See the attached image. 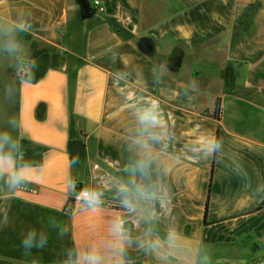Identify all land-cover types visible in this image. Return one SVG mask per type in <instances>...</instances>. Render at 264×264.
<instances>
[{
  "label": "crops",
  "instance_id": "1",
  "mask_svg": "<svg viewBox=\"0 0 264 264\" xmlns=\"http://www.w3.org/2000/svg\"><path fill=\"white\" fill-rule=\"evenodd\" d=\"M95 1L100 11L83 21L74 0H0V155L11 158L0 264H87L94 249L99 264H264V0ZM35 64L46 69L32 82ZM145 109L158 121L147 131ZM139 161L146 174L133 175ZM133 180L156 192L135 212L119 192ZM74 185L100 203L69 204ZM32 230L43 247H23Z\"/></svg>",
  "mask_w": 264,
  "mask_h": 264
},
{
  "label": "clouds",
  "instance_id": "2",
  "mask_svg": "<svg viewBox=\"0 0 264 264\" xmlns=\"http://www.w3.org/2000/svg\"><path fill=\"white\" fill-rule=\"evenodd\" d=\"M139 122L141 125L144 126L145 131L148 130V128L155 127L158 123L156 119V115L153 111V109H145L138 117ZM151 139H159L160 137L156 134H150ZM3 142H8L9 138L5 135L2 138H0ZM0 147H2V144H0ZM147 147V145H145ZM207 151L212 152L214 150H217L219 145L216 143L215 140H209L207 142ZM11 166V158L0 155V173H3ZM147 162L145 161H139L133 168H131V172L133 175L136 174L137 171H139L142 175L146 174L147 170ZM25 179V170L21 169L19 171L11 173L9 176V183L11 186L15 187L16 185L23 182ZM119 192L122 196V204L123 206L128 209L131 212L136 211V204L138 201H150L156 199V192L154 190H151L150 188H145L142 185L136 184L135 180L132 181V187H129V185L121 184L119 187ZM100 196L101 193L91 191V190H85L80 194V198L85 201L86 204H88L90 207H95L100 203ZM113 231L116 235L118 244L117 247H121V242L127 240V234L124 229V221L122 219L117 218L113 225ZM175 233L169 234V240H174ZM47 242V236L44 234H40L39 238H37V234L34 230L29 231L22 240V245L25 249H31L32 247H43ZM158 241L153 243L151 247L155 249L158 247ZM84 259L87 261V264H99L100 257L96 253V250L94 249L92 253L88 254L84 257Z\"/></svg>",
  "mask_w": 264,
  "mask_h": 264
},
{
  "label": "water",
  "instance_id": "3",
  "mask_svg": "<svg viewBox=\"0 0 264 264\" xmlns=\"http://www.w3.org/2000/svg\"><path fill=\"white\" fill-rule=\"evenodd\" d=\"M74 1L79 7L80 18L83 21L92 20L97 16L98 11L96 8H94L91 5L90 0H74ZM138 48L143 54L148 55V56H152L155 50L154 45L150 42H147L144 45L138 44ZM178 64H179L178 59L177 61L172 60V62L169 63L168 65L169 70L175 71V67L178 66ZM69 152L73 160L75 161L82 160L86 154L83 141L80 139H72L69 142Z\"/></svg>",
  "mask_w": 264,
  "mask_h": 264
},
{
  "label": "trees",
  "instance_id": "4",
  "mask_svg": "<svg viewBox=\"0 0 264 264\" xmlns=\"http://www.w3.org/2000/svg\"><path fill=\"white\" fill-rule=\"evenodd\" d=\"M105 21L110 26H113L118 32H121L122 31V29L119 28L117 26V24L113 20L106 19ZM138 44H141V40L138 41ZM138 44H137V46H138ZM45 69H46L45 66H43L41 64H35L32 67L31 73H29L28 75H26L25 76V79H30L32 82L39 81L42 78V76H43V74L45 72ZM216 104H217L216 105V112H215V115L214 116H215V118L220 119V116H221V104H220V100H218ZM217 142H218V137H217ZM78 188H79V190H82V188L80 186ZM210 190H211V184L209 185V193H210ZM262 209H264V200L261 202V204L257 208V210H262ZM204 222L206 223V220Z\"/></svg>",
  "mask_w": 264,
  "mask_h": 264
},
{
  "label": "built area",
  "instance_id": "5",
  "mask_svg": "<svg viewBox=\"0 0 264 264\" xmlns=\"http://www.w3.org/2000/svg\"><path fill=\"white\" fill-rule=\"evenodd\" d=\"M100 3L98 1L94 2L95 8L100 11ZM78 185L73 186V190L71 192V195L69 197V204H77V203H84L85 201L80 198V194L85 190H79Z\"/></svg>",
  "mask_w": 264,
  "mask_h": 264
},
{
  "label": "rangeland",
  "instance_id": "6",
  "mask_svg": "<svg viewBox=\"0 0 264 264\" xmlns=\"http://www.w3.org/2000/svg\"><path fill=\"white\" fill-rule=\"evenodd\" d=\"M99 15H100V14H99ZM77 26H78V22H77L76 14L72 12V13L70 14V28H71L72 30H76Z\"/></svg>",
  "mask_w": 264,
  "mask_h": 264
},
{
  "label": "flooded vegetation",
  "instance_id": "7",
  "mask_svg": "<svg viewBox=\"0 0 264 264\" xmlns=\"http://www.w3.org/2000/svg\"><path fill=\"white\" fill-rule=\"evenodd\" d=\"M147 42L152 43L151 40H149V39H142V40H141V44H143V45H144L145 43H147ZM175 59H176V61H177V59H179L178 56H177Z\"/></svg>",
  "mask_w": 264,
  "mask_h": 264
}]
</instances>
